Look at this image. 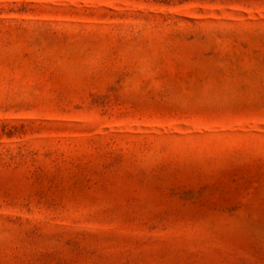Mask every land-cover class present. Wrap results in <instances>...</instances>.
<instances>
[{
  "label": "rangeland",
  "instance_id": "1",
  "mask_svg": "<svg viewBox=\"0 0 264 264\" xmlns=\"http://www.w3.org/2000/svg\"><path fill=\"white\" fill-rule=\"evenodd\" d=\"M0 264H264V0H0Z\"/></svg>",
  "mask_w": 264,
  "mask_h": 264
}]
</instances>
